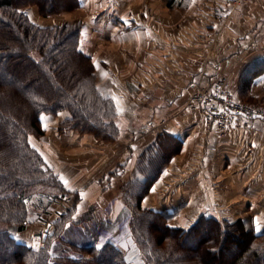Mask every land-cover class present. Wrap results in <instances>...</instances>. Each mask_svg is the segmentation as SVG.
Returning a JSON list of instances; mask_svg holds the SVG:
<instances>
[{"label":"crops","instance_id":"0c3cea01","mask_svg":"<svg viewBox=\"0 0 264 264\" xmlns=\"http://www.w3.org/2000/svg\"><path fill=\"white\" fill-rule=\"evenodd\" d=\"M80 1V9L84 10L89 0ZM112 1V12H108L112 22L106 24L101 21L100 25L92 27L90 23L84 25L79 49L91 56L96 64L99 91L111 92L121 112H126V116L117 118L122 130L117 142L124 143L130 149L121 159L118 156L115 167L111 169L113 175L109 184H105V179L110 178L109 171L97 174L104 159L102 153L90 152L88 157L81 158L79 166L70 161L72 155L65 158L64 165H57V174L63 177L66 188L84 193L80 199L88 200L82 205L81 200L78 202L76 214L89 209L93 212L103 211V202L107 204L111 197L118 194L122 182L130 179L141 152L159 132H167L179 138L182 146L144 196L143 207L156 210L177 208L178 203L185 199V184L192 178L191 183L194 182L198 189L191 191L181 208L229 209L234 200L241 203L243 218L255 215L257 222L264 227V118L243 123V126L232 124L228 126L227 137L222 139L216 127L208 125L200 113L186 109V100L194 88L207 86L222 75L230 76L235 88L242 90L244 100L254 105H264V0H247L240 6H236L233 0H184L186 3L182 7L178 3L176 8L186 9L185 16L195 18L181 27L182 32L192 33L191 40L185 38L184 42L170 39L164 33L167 15L175 13L168 8L170 0H143L145 4L138 11L134 4L136 0H127L128 7L124 10L120 7L123 0H115L117 3ZM177 11L183 15V12ZM101 13V17L104 15L102 18H105V10ZM125 16L127 21L134 23L127 31H123L126 28L123 24L115 21ZM139 16L143 17V24L137 20ZM89 17H93V13L86 14V20ZM30 18L43 26L34 14H30ZM121 19L122 22L126 21ZM105 31L113 34V44H97V36L93 41L94 32ZM140 104L145 106V110L148 107L147 110L152 113L142 123L143 135L138 130L141 128L127 116V113L135 112V107ZM42 117L46 120V133L41 138L32 137L31 142L48 163H61L54 147L55 139L51 141L48 133L52 130L59 134L60 121L70 117V112L65 110ZM70 132V138L64 144L69 149L75 145L81 146L83 142L96 143L92 134ZM72 134L78 137L72 138ZM119 150L115 152L118 154ZM194 157L198 159L197 165H193ZM218 158L223 159L222 183L228 185L223 188L219 187L220 182L217 185L215 179L214 162ZM237 160L243 162L238 170L232 164ZM87 162L92 169L86 165ZM74 169L80 170L82 174L78 173V176L85 179V183L74 180L77 178ZM167 169L175 173L170 175L171 179L165 173ZM237 173L240 178L243 176V188L232 193L229 187L233 183V174ZM50 225L48 223V227ZM107 238L100 246L109 242ZM122 245L128 247L129 243L123 241Z\"/></svg>","mask_w":264,"mask_h":264},{"label":"trees","instance_id":"16d2710c","mask_svg":"<svg viewBox=\"0 0 264 264\" xmlns=\"http://www.w3.org/2000/svg\"><path fill=\"white\" fill-rule=\"evenodd\" d=\"M31 4L47 15L77 8L81 1L0 0V264H49L46 249L14 236L29 222L27 199L43 186L60 183L29 141L31 134H44L42 114L68 110L59 130L92 133L100 140H117L119 130L114 100L98 91L96 64L79 49L81 25L40 26L22 10ZM167 141L176 148L169 149ZM181 146L179 138L161 132L141 152L126 184L125 199L134 211L131 226L147 262L264 264V231L257 232L247 219L201 216L188 228L175 227L168 224L175 211L143 207L144 196ZM201 231L204 237L196 238ZM234 235L238 239L230 253H223L221 244L209 247L217 239L230 246ZM84 250L88 256L76 264H126L123 250L111 242Z\"/></svg>","mask_w":264,"mask_h":264},{"label":"rangeland","instance_id":"374dc122","mask_svg":"<svg viewBox=\"0 0 264 264\" xmlns=\"http://www.w3.org/2000/svg\"><path fill=\"white\" fill-rule=\"evenodd\" d=\"M114 3H117V1L114 0ZM178 3H179V6L182 7V5L185 4L186 2L184 0H170L168 2L169 10H171L172 12L175 11L176 14L175 13H171V14L169 13L167 15V23H166L167 27L165 28L164 33H167L168 37L170 39H174L178 42L180 40H182L184 42V41H186L185 38H187L188 40H191L190 36L192 35V33L191 32H188V33L182 32L181 27L183 24H190V22L194 21L195 18H193L191 16H185L187 14V12H185L186 9L183 10L182 8H179V6H178V8H176V5ZM87 4H88V6L85 7L84 10L80 9V6H78L77 8H74L72 10L56 12V13L47 14V15L41 14L39 7L36 4L28 5V6L24 7L22 10H24L26 12V14L29 16V18H30V14H34L39 20L42 21L43 26L61 25L63 23H79L81 25V31L80 32H82L84 25H89L88 23H90V26L92 27V26L100 25L101 21L103 23L105 22L106 24L112 22L110 20L112 18V16H111V14H108V12H110V13L112 12L111 11L113 8L112 6H114L112 0H89L87 2ZM134 4H135L136 10L138 11L139 7H142L145 4V2L143 0H136ZM120 7L122 10L127 9L128 1L123 0ZM186 8H189V7H186ZM158 9L159 8L157 7L156 10H158ZM100 10L101 11L105 10V12H106L105 18H102V17H104V15L101 17L102 13ZM177 10H180L181 12H183V15H179ZM92 13H93V17H89L88 20H86V18H85L86 14L89 15ZM121 18H123V20H126V21L122 22ZM121 18L118 17L115 19V21H117L118 23H121V25L123 24L124 27H126L125 29L123 28V31H127V29L130 26H134L133 22H131L129 20L127 21V19H128L127 16L121 17ZM69 19H71V21H67ZM83 20H85V21H83ZM137 20L139 22L141 21V24H143V22H144L142 16H139L137 18ZM156 20L158 22L159 17H157ZM85 22H87V23H85ZM155 34L157 36L159 35V33H156V32H155ZM81 35H82V33H80L79 42L81 39ZM93 36H94L93 41H95L96 36H97V38L99 37L98 41H96L97 44H113V42H112L113 34L110 31H105L102 33L94 32ZM163 36H164V34H163ZM192 41H194V40L192 39ZM95 73H96V77H97V72L95 71ZM97 83H98V80H97ZM97 89L99 91L98 86H97ZM233 91H234V94L238 100H240L242 102H246V103L253 105V106L264 107V105H262V104L261 105H256V104L254 105L253 103L244 100L242 90L238 91L235 88V86L233 88ZM110 93H101V94L108 95L114 100L116 113H117V116H116V121H117V118H119L121 115L126 116V112H121L122 110L117 106L115 96H113V94L112 93L110 94ZM186 102H187V100H186ZM144 107L145 106L143 104H140V106L135 107L136 108L135 112L133 109H131V110H133V112L127 113L128 118L132 119L133 123L137 124L138 127L141 128V130L140 129H138V130L141 132L142 135H143L142 123H144L152 114L151 112H149L147 110L148 107H146V110ZM63 111H65V110H62L60 112H63ZM66 111H68V110H66ZM43 115H45V114H42V116ZM47 115H50V114H47ZM52 115H56V114H52ZM64 120L65 119H62L60 121L59 125ZM42 121H43L44 134L41 136L31 134L29 136V141L35 149H37V148L32 144L31 138L32 137L41 138L46 133V125H45L46 120H45V118L43 120V117H42ZM44 121H45V123H44ZM248 122H250V121H248ZM237 123H239L238 126H240V124L243 126V118H240L239 122H237ZM59 125H58V129H57V132L59 134H55L56 132L54 133V132H52V130H49L50 132L48 134L50 135L51 141H53L55 139L53 141L54 147H56L55 150H57L56 152L59 154L58 159L60 160L61 163H55V162L54 163H51V162L48 163L47 160L45 159V157L42 155V153L37 149V151L42 155V157L44 158V160L46 161L48 166H50L53 169V172L55 174H57L58 166L60 167L61 165H64L62 163L65 162V158H67V156H69V155H72L71 157H69L70 161H73L74 163H76L77 166H79L80 160L82 157L86 158L90 155V152L91 153L97 152V153H102L104 155V157H103L104 159L102 161L101 168L98 169L97 174H100V172H103L104 174H106V172L109 171V177L110 178L105 179L106 180L105 184L111 183V181H112L111 177L113 175V173L111 172V169L115 167V165L117 163L118 156H119V159H121L122 155L128 149H130V148H127L126 145L124 146V143H122V142L118 143L117 142L118 138L121 136V132H122L118 123H117V125L119 127V130H118V134H117L118 135L117 140H115V141L100 140V139H97L92 133H87V134H92L95 137L96 143L95 144H89V143L87 144V143L83 142V144H81V146L75 145L76 147H72V149L73 148L75 149L73 151H72V149H69V147H66L64 145L66 140H68L70 138V135H71L70 131L74 130V132H76L77 134H86V133H81L75 129H66V130L61 131V130H59ZM230 125H232V124H230ZM228 128H227V132H228ZM160 133L161 132H159L155 136V138L158 135H160ZM218 134H219V137L222 139H225L227 137V133L225 136H223L218 131ZM76 137H78V136H76V135L72 136V138H76ZM173 144H174V146H173ZM166 145L169 149L170 148H176V144L174 142L172 143V141H170V142L167 141ZM91 147H93V148H91ZM87 149H88V151H86ZM117 149H120L118 154L115 152V150H117ZM180 149L181 148H179V150ZM45 152H47V151L45 150ZM72 152H74V155L72 154ZM85 152L89 153V154H85ZM177 152L174 155H176ZM108 156H109V159H107ZM171 159H173V156L169 159V161L166 165L169 164ZM137 160H138V158H137ZM197 160L198 159L196 157H194V160L192 161L193 165H197V163H196ZM222 162H223V159L219 160V158L216 160V162H214V164H215L214 165L215 179H216L217 185L219 184V182L221 183V184H219L220 188L228 186L227 184L222 183L221 178H222V174L224 173ZM232 164H233V168L238 170L241 168V165H243V162H239L237 160L236 162H233ZM86 165L90 169L93 168L92 166L90 167V163H88V162ZM67 166H68V164H67ZM135 166H136V163H135ZM135 166L133 168V171L135 170ZM170 168H172V167H170ZM186 168L189 169L188 166H186ZM85 169H86V167H85ZM193 169H194V167H193ZM202 169H203V167H202ZM74 170L76 171V177H77L74 180L78 181V183H79V180H81L85 183V179H83L81 176H78V173L82 174L80 172V170L79 169H74ZM133 171H132L130 179L133 176V173H134ZM162 171H161V173H162ZM126 173H127V171H126ZM165 173H166V175H168L169 179H171V176H170L171 174L175 175V173H173V171H171L170 169H167L165 171ZM57 176L59 178L60 183H56L55 186H50V187L49 186H43L38 191L34 192L27 199L28 212H29V216H28L29 222L26 225L25 229L16 231L14 233V236L16 237V239L18 241L23 242L29 246H33L37 250H40L43 248L46 249L48 252L49 264H53V262H58V264H76L77 262L85 259L88 256V253L84 250L87 246L94 245L97 248H101L100 244L104 243L105 237H108L107 241L109 240V242L117 245L118 247L124 248L122 250L125 254L124 259H125L126 264H149L147 262L146 257L144 256L145 249L143 248L142 245H140L137 242V239H136L134 231H133V227L131 226V220L133 218L134 211L131 208V205L129 204V202L125 199L126 184L128 181H130V179L128 181H124V183L122 182L121 186L118 189V190H120V191H118V194L111 197V199L108 201L107 204L103 202V204H104L103 208H102L103 211L99 210V212H96V211L93 212L92 209H89L85 213L76 214V207L78 206V202L81 200L82 201L81 205H82V203L85 204L86 202H88V200H86L85 198L83 200L80 199L81 196H84V193H81V192L76 193L75 191H71L72 190L71 188L67 189L66 188L67 186L64 185V182L62 180L63 177L61 178L59 174H57ZM184 176L186 177L187 174ZM191 179L192 178L189 179V182H187V184H185V187H184L185 199L181 200L178 203L177 208L165 209L167 211H175L173 216L169 219L168 224L175 226V227L188 228L194 222H196L197 219H199V217L210 216V217L217 218L218 220H221V221L228 220V221H232V222L239 220V219H247V220L253 222L254 228L256 229L257 232H263L264 231V227L261 226L260 223L257 222L255 215H249L247 218H243V207H242L241 203L234 202V200H233V203L231 204V208H229V209H226V208L223 209L222 207L216 208V209H211V210H200L197 208H183V207L181 208V204H182V206L185 205L186 200L188 198V195L191 194V191L195 192L196 189H198V186L194 182L191 183V181H193V179L192 180ZM232 179H233L232 186L229 187L231 189L232 193L234 191H238L240 189V187L243 188V176H242V178H240L238 173L233 174ZM123 180H127V179L123 178ZM155 181H154V183H155ZM153 185L154 184H152L151 187H153ZM164 188H167V187H164ZM231 192L229 191L230 194H232ZM238 194L239 193H235V195H238ZM238 200H240V197ZM242 201H243V199H242ZM119 202H120V206H119ZM48 223H51V225L49 227H48ZM257 229H259V230H257ZM127 231L130 232L129 238H131L132 240L131 241L129 240L130 242H129L128 247H124L118 241V238H119L118 234L124 235L127 233ZM91 233L92 234L94 233L96 235L95 239L89 238V234H91ZM204 233L206 234V231L205 232L201 231L200 235H195V236H197L196 238H199V237L202 238L205 235ZM103 234H104V237H103ZM236 234H237V232H236ZM98 239L100 240L99 242H97ZM237 239H238L237 235H234L233 237H231V239L229 240L231 243L230 246H227V244L224 241L222 242L219 239H217L215 241L211 240V242L209 243V247L210 246H218L219 244H221L222 245V249H221L222 252L227 254V253H230L232 251V243L236 242ZM192 240H194V239H191V240L185 239L184 242H188V241H192ZM89 243H91V244H89ZM64 245L70 246V248L74 252H76V254L64 256L62 253L63 249H61L60 252L58 251V253L60 255L55 256L56 251L60 247H63Z\"/></svg>","mask_w":264,"mask_h":264},{"label":"built area","instance_id":"2783aa9c","mask_svg":"<svg viewBox=\"0 0 264 264\" xmlns=\"http://www.w3.org/2000/svg\"><path fill=\"white\" fill-rule=\"evenodd\" d=\"M245 1L233 0L236 6L243 5ZM233 88V80L230 76H218L209 85H200L190 92L186 109L200 113L204 121L216 127L223 136L226 135L228 126L239 122L240 118H243L245 124L257 118H264V107L253 106L238 100ZM129 234L128 231L124 235L118 234L119 243L122 244L123 241L129 243L132 240ZM95 236L94 233L89 234L90 239H95ZM61 249H63L64 256L76 254L70 246L64 245L56 251L55 256L60 255L58 251L60 252ZM53 264H58V262H53Z\"/></svg>","mask_w":264,"mask_h":264},{"label":"snow or ice","instance_id":"6c2138e0","mask_svg":"<svg viewBox=\"0 0 264 264\" xmlns=\"http://www.w3.org/2000/svg\"><path fill=\"white\" fill-rule=\"evenodd\" d=\"M257 230H259V229H257Z\"/></svg>","mask_w":264,"mask_h":264}]
</instances>
